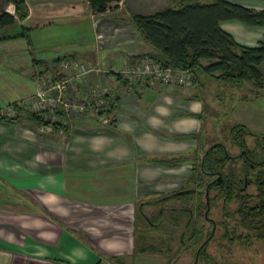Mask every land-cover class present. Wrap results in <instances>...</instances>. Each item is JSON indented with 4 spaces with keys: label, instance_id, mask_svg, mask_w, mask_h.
Segmentation results:
<instances>
[{
    "label": "crops",
    "instance_id": "crops-1",
    "mask_svg": "<svg viewBox=\"0 0 264 264\" xmlns=\"http://www.w3.org/2000/svg\"><path fill=\"white\" fill-rule=\"evenodd\" d=\"M180 1L120 0L97 13L89 0H24L26 17L0 25V264H114L105 258L137 253L143 243L140 198L147 190L177 188L208 143L205 130L219 120V111L205 100L208 92L200 93L195 83L142 85L118 94L111 124L89 112L73 118L64 137L39 131V122L16 107L15 115L2 110L33 93L36 74L56 70L58 57L99 68L85 86L116 89L119 83L106 72L153 50L130 29V16ZM229 1L264 9V0ZM119 20L129 30H117ZM62 21H88L90 37L83 36L82 44H50L65 36ZM221 27L247 46L264 37V26L230 20ZM259 69L264 74V61ZM257 98L264 102V94L239 95L232 122L248 126L239 111L251 110L246 120L262 125ZM177 155L188 159L174 166L151 162Z\"/></svg>",
    "mask_w": 264,
    "mask_h": 264
},
{
    "label": "trees",
    "instance_id": "trees-1",
    "mask_svg": "<svg viewBox=\"0 0 264 264\" xmlns=\"http://www.w3.org/2000/svg\"><path fill=\"white\" fill-rule=\"evenodd\" d=\"M9 1L13 3L14 13L1 10L0 25L13 23L17 18L23 19L27 15V6L24 0ZM89 1L95 12L102 13L109 8L110 3L120 0ZM130 18V29L153 48L151 52L137 56H149L161 62L162 65L189 70L192 74V84H197L200 93H204L206 90L203 81L200 79L201 74H203L213 78L216 82H227L240 91L244 88V83L248 81L256 89L252 92L255 97L264 94L262 90L264 88V74L259 69V65L264 61V37L256 45L247 46L238 43L230 33L221 27V22L230 20L239 21L251 27L264 26V9L246 7L229 0H181L176 6L164 7L148 14H133ZM63 58L66 56L58 57L56 60L60 61ZM216 72L218 74H214ZM245 98L242 97L241 99ZM113 107L111 106L106 111L111 113ZM31 116L39 122L40 119L37 116ZM227 129L229 143L245 150L250 158L257 159L256 150L248 149L246 144L245 137L250 135L249 128L245 124L234 122L227 125ZM180 137L185 136L180 135ZM260 149H263V145H260ZM228 153V147L224 142L209 147L202 159L194 158L195 160H192L193 171L185 179L186 183L189 182L194 185V190L172 194L168 198L164 196L160 200L157 198L150 201L144 197L139 202V216L142 219H145L146 216L145 222L152 228L155 219L152 215L147 216L145 214L143 206L160 204L166 206L169 201H177L180 203L178 207L167 210L165 214L169 212L170 215L168 213L167 215L163 214L165 217L161 220L158 219L157 223L168 220L175 226H182L181 230H183L185 225H183L182 220L193 213L194 222L187 224V228H185L188 232V239L186 237L180 239L179 237L176 242L179 248H182L184 244H187L186 241L195 243L201 240L203 233L202 228L199 229L198 227L197 219L203 216L207 207V202L203 201L206 186L203 174L216 169L221 170L223 167H234V160ZM187 159L188 156L183 158V155H177L153 159L151 162L163 166H174L182 164ZM242 159L243 170L240 178L232 172H227L222 175L223 182H215V188L220 194H223L226 204L233 200L238 202V206L233 212L234 216L237 217V220H234L235 226H239L246 232L238 235L234 233L228 238L230 242H233L234 239L245 241L253 238L264 239V169L250 173L254 170L251 168L252 161L243 157ZM251 184L256 186L254 196L244 193L247 185ZM148 193L154 194L152 197L161 195L160 192L156 191ZM208 200L211 203L210 196ZM191 201L192 204L189 206ZM190 209L192 213H190ZM153 216L157 219V212ZM139 238L142 239V242L146 241L142 233L139 234ZM205 246L206 244L200 249L198 263L203 260L204 263L216 264L204 250ZM172 247L168 246L163 251H169ZM147 251L152 252L157 251V249L149 244L137 249L139 254ZM224 264L228 263L225 262Z\"/></svg>",
    "mask_w": 264,
    "mask_h": 264
},
{
    "label": "rangeland",
    "instance_id": "rangeland-1",
    "mask_svg": "<svg viewBox=\"0 0 264 264\" xmlns=\"http://www.w3.org/2000/svg\"><path fill=\"white\" fill-rule=\"evenodd\" d=\"M10 2L11 1L9 0H0V10L7 9L14 11V6H11ZM87 22L81 21L77 24H71L62 21L61 25L63 27L65 36L63 39L54 41L50 44H59L66 41L73 42L75 44H82L83 36L89 35L90 37ZM118 23L119 24L117 25L119 28L117 30H121L122 32L129 30V26L126 24V22H120L119 20ZM214 74L218 73L216 72ZM200 79L203 81V86L206 89L205 91L209 93L205 94V100L208 102V104H211L219 111V120L215 122L213 121L212 127L205 130L206 133L204 134L203 142H224L225 145H227L230 154H237L238 148L235 145L230 144L228 139L227 125L234 123L230 118L231 110L232 107L234 108V106L237 105L239 95L248 94L249 91L254 92L256 89L248 81L244 83V88H242L240 91L238 88L231 86L227 82H216L213 78L203 74H201ZM262 90L264 91V88ZM252 95L254 94L252 93ZM255 102V105L264 111V102H262V99L257 98ZM250 111L251 110H240L239 115L248 119ZM246 119H244V122L248 125L247 127L250 131V135L245 137L247 147L248 149L254 148L253 146L255 144L258 146L256 153H259L261 152L259 145L264 144V120L261 122L262 125H259L258 123H255L256 119L253 123ZM253 141H255V143ZM235 163L236 166L239 167L241 165L240 159H236ZM255 171L256 169L250 173ZM165 191L168 190H161L160 192ZM96 192L98 193L99 191ZM244 193L249 196H254L256 194V186L252 184L247 186ZM152 196H154V194L147 193L140 199H144V197L150 198ZM209 196L211 197V203H209L207 215L209 219H205L204 217L200 216L197 219V224L199 229L202 228L203 232L202 238L200 240L201 242L208 238V234L213 231V235L206 248V252L211 256V259L216 264H224L225 262L228 264H264V239L257 240L253 238L249 241H245L243 239H234L233 242H230L228 239L229 237L233 236L234 233L236 235L246 233L239 226H235L236 223L234 220H237V217L236 215L234 216L233 212L237 208L238 202L233 200L226 204L223 194H220L217 190H211ZM203 201H205L204 198ZM179 204L180 203L177 201H169L166 203V206H178ZM159 206L165 205H145L143 206V211L147 216L152 215V217L156 220L153 215L156 214ZM205 210L204 212H206ZM167 213L170 215L169 212ZM233 226H235V228H233ZM181 227L182 226H175L171 223V221L169 222L166 220L160 222L156 228L152 229L144 219L139 217L138 232L139 234L142 233L146 239L145 242L140 243V246L149 244L152 245L154 249H157V251H147L145 253H141V255H136V253L134 256H130L129 258H126V256H116L114 259L110 258L111 260L106 256L107 258L105 259H108L114 264H190L193 258V250H188L184 253H181L176 258L175 255H172L175 245L177 244L176 241H178L177 239ZM168 246L173 247L169 251H163ZM103 263L109 264L107 260H102V264Z\"/></svg>",
    "mask_w": 264,
    "mask_h": 264
},
{
    "label": "built area",
    "instance_id": "built-area-1",
    "mask_svg": "<svg viewBox=\"0 0 264 264\" xmlns=\"http://www.w3.org/2000/svg\"><path fill=\"white\" fill-rule=\"evenodd\" d=\"M94 71L100 70L63 58L56 70H43L36 74L33 93L20 98L2 112L15 115L17 108L19 112L37 116L40 119L39 131L64 137L71 120L89 112L96 113L100 123L111 124L114 116L106 110L117 104L120 92H135L142 85L156 88L159 84H192L189 70L162 65L149 56H129L119 70L107 71V77L119 83L116 89L97 83L85 86Z\"/></svg>",
    "mask_w": 264,
    "mask_h": 264
},
{
    "label": "flooded vegetation",
    "instance_id": "flooded-vegetation-1",
    "mask_svg": "<svg viewBox=\"0 0 264 264\" xmlns=\"http://www.w3.org/2000/svg\"><path fill=\"white\" fill-rule=\"evenodd\" d=\"M257 140V139H256ZM254 143H255V141H253ZM216 143H222L221 141H212V142H208L207 143V145H206V147L205 148H202V150L200 151V154L198 155V157H195V159H202L203 158V156H204V153H206L207 152V150H208V148L209 147H211L212 145H214V144H216ZM256 143H257V141H256ZM261 145H263V149L261 150V152H257L256 153V151H255V155H256V158L257 159H252V158H250L248 155H247V153H246V151L245 150H243V149H240V148H238L237 146V148H238V153L237 154H230V152L228 153V155L230 156V157H232L233 158V160H234V167H227V168H222L221 170L220 169H216V170H213V171H209V172H207V173H204L203 175L205 176V184H206V186H205V193L203 194V197L205 198V201L207 202V207H206V212H204L203 213V216L202 217H204L205 219H209V217L207 216L208 215V208H209V200H208V198H209V191L212 189V187H213V189L212 190H217L216 188H215V184L216 183H221V182H223V174L225 173H230V172H232L234 175L236 174V175H238V177L240 178V176H241V171L243 170V167H242V163H243V159H242V157L244 158V159H247V160H249V161H252V163H251V168L252 169H256V171H258V170H262V169H264V166H262V164H264V144H261ZM260 146V145H259ZM254 148H250V150H253V149H257V147L258 146H256L255 144H254V146H253ZM194 159V160H195ZM236 159H240V162H241V165L239 166V167H237L236 166ZM189 174L185 177V178H183L182 180H180V182H179V186L177 187V188H174V189H172V190H168V191H165V192H160L161 193V195L159 194V195H157V196H155V197H152V198H148L147 200H150V201H152V200H155V199H157V200H160L162 197H164V196H167V198L170 196V195H172V194H180V193H182V192H186V191H192V190H194L193 189V186L194 185H192V183H186V181H185V179L186 178H188V176L191 174V172L193 171L192 169H193V165H192V163L190 164V166H189ZM216 182V183H215ZM246 186V185H245ZM247 186H249V185H247ZM147 193H148V190H147ZM191 204H192V201H191V203L189 204V206H191ZM169 206H159V208H158V210H157V214H158V216H157V219L155 220V221H153V225L152 224H150V225H152L151 227L154 229V228H156L157 227V225L160 223V222H163V220L162 221H160V222H158L157 223V220L158 219H162V218H164L165 216L164 215H167V214H165V212L167 211V210H169V209H175V208H177L178 206H170L169 208H168ZM190 213H192V210L190 209ZM164 214V215H163ZM193 213L192 214H190V216L189 217H186L185 218V220H182L184 223H183V225H185L184 227H183V230H181V232L179 233V236H178V238L180 237V239L181 238H184V237H186V239H188V232H187V230H185V228H187V224H192L194 221H193ZM182 219H184V218H182ZM145 221L147 220V217L145 216V219H144ZM170 222V221H169ZM203 233V232H202ZM186 235V236H185ZM212 235H213V231L212 232H210L209 234H208V238H206V239H204L202 242L200 241V240H198V241H196L195 243L194 242H192V241H186L187 242V244L185 245H183L184 247H182V248H179V246L176 244L175 245V248H174V252H173V256L175 255V258L179 255V254H181V253H184V252H186V251H188V250H193L194 251V253H193V258H192V260H191V262H190V264H199L198 262H199V254H200V249L202 248V246L204 245V244H206V246H205V248H204V250L206 251V248H207V245H208V243H209V240L211 239V237H212ZM205 241V242H204ZM182 242H184L183 241V239H182ZM196 245V246H195ZM139 254V253H138ZM137 254V255H138ZM139 255H141V253L139 254ZM171 255V256H172ZM172 256V257H173ZM174 258V259H175ZM114 259V258H113ZM201 264H210V263H204V261L203 260H201V262H200Z\"/></svg>",
    "mask_w": 264,
    "mask_h": 264
}]
</instances>
